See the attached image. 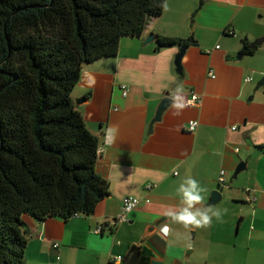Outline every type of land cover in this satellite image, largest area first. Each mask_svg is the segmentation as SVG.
<instances>
[{"label":"crops","instance_id":"crops-1","mask_svg":"<svg viewBox=\"0 0 264 264\" xmlns=\"http://www.w3.org/2000/svg\"><path fill=\"white\" fill-rule=\"evenodd\" d=\"M199 3L167 0L139 38L83 66L72 97L99 137L97 171L109 194L90 215L24 214L26 264H264V42L237 57L245 39L264 37V0ZM149 34L197 39L181 73L180 47L145 45ZM192 91L198 106L185 105ZM167 94L173 102L149 132ZM214 190L220 199L208 205ZM126 195L141 203L117 222Z\"/></svg>","mask_w":264,"mask_h":264},{"label":"trees","instance_id":"trees-1","mask_svg":"<svg viewBox=\"0 0 264 264\" xmlns=\"http://www.w3.org/2000/svg\"><path fill=\"white\" fill-rule=\"evenodd\" d=\"M166 1L0 0V264H26L24 214L90 215L109 194L97 171L99 137L72 91L86 63L117 55ZM155 40L158 50L197 44L194 36ZM257 47L245 39L241 53Z\"/></svg>","mask_w":264,"mask_h":264},{"label":"water","instance_id":"water-1","mask_svg":"<svg viewBox=\"0 0 264 264\" xmlns=\"http://www.w3.org/2000/svg\"><path fill=\"white\" fill-rule=\"evenodd\" d=\"M141 36V35H140ZM140 36H137L138 38ZM155 40V35L154 34H149L144 38V44H149L154 42ZM264 42V37L258 38L255 41L251 42V46L254 45H258ZM186 49L185 48H180L179 53L177 54L176 58H175V66L177 68V72L181 73L182 71V58L183 55L185 54ZM242 56V53L238 54V58H240ZM264 85V77L258 82L257 86L260 87ZM81 102L80 99L76 100V103ZM173 102V98L171 96H169L168 94L162 98V100L159 102L158 106H157V110L156 113L153 117V119L151 120L150 124H149V132H151L153 130V126L155 122H158L162 119V115L165 112V110L171 105V103ZM245 169V162H240L234 172V177L237 176L238 173H240L241 171H243ZM221 193L218 190H214L211 194L210 200L208 202V205H213L216 202H218V200L220 199Z\"/></svg>","mask_w":264,"mask_h":264},{"label":"built area","instance_id":"built-area-1","mask_svg":"<svg viewBox=\"0 0 264 264\" xmlns=\"http://www.w3.org/2000/svg\"><path fill=\"white\" fill-rule=\"evenodd\" d=\"M210 75L212 78L215 77V74L213 72H210ZM253 78L251 76H248L246 78V81H252ZM201 98L200 96L195 92L192 91L191 95L189 98L186 99L185 101V105L186 106H198L200 104ZM198 126V121L197 120H190L188 123V129L190 131H194ZM100 151V150H99ZM218 182L219 184H224L226 182V177H225V171L221 170L219 173V177H218ZM147 188H151V185L148 184ZM146 202H149L148 199H146ZM141 203V200L139 197L135 196V195H126L122 198V205H121V211L118 214L116 221L117 222H123L128 220L127 216L128 214L133 211L134 209L138 208L139 205ZM114 221V222H116ZM166 226L163 227V229ZM163 229H161V231H163ZM102 230L101 227L96 228V232H100ZM58 243H54L53 247H57Z\"/></svg>","mask_w":264,"mask_h":264},{"label":"clouds","instance_id":"clouds-1","mask_svg":"<svg viewBox=\"0 0 264 264\" xmlns=\"http://www.w3.org/2000/svg\"><path fill=\"white\" fill-rule=\"evenodd\" d=\"M190 183H192L193 186H195L194 182H190ZM192 199H198V197H192ZM186 219L192 220L193 218L191 216H189V217H186ZM204 221H205V223L207 222V217L206 216L204 217ZM197 223H198V221H197Z\"/></svg>","mask_w":264,"mask_h":264}]
</instances>
